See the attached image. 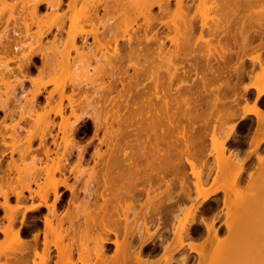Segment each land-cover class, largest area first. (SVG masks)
Here are the masks:
<instances>
[{
	"label": "bare ground",
	"instance_id": "bare-ground-1",
	"mask_svg": "<svg viewBox=\"0 0 264 264\" xmlns=\"http://www.w3.org/2000/svg\"><path fill=\"white\" fill-rule=\"evenodd\" d=\"M7 1L8 0H0V2H2V3L6 2V4L9 7L4 5V4H3V6H6L9 9L11 8V10L13 8H15L14 4L16 2L13 1L14 3L12 2L13 3L12 4V3H9L10 1H8V2ZM19 1H20V4L22 5V7L18 4L17 10L18 11H21L22 9L25 10L27 15L32 20V21L31 20L30 21L32 23H34V25L37 26V28H36V26H35V28L38 30L36 31V29H33V27H34L33 26L32 27L33 30L30 31L29 28H30L31 23L29 22V20H27V16L24 14V11L15 12L17 17L21 15V14L17 15V13H23L24 14V15L22 14L18 18L19 20H21L20 18L23 19V22H21L22 20L20 21L22 26L19 25V22H18V24L16 23L14 25V27L9 31L12 34L11 37L9 36V32H8L9 28L4 27V30L2 28L3 31H0V33L2 32L0 34V51L2 52L3 50H5V53L8 52L7 50H10L9 53L18 52V54L20 55V58L23 57V58H21L22 62L24 61L23 65L28 66V67L32 66L36 70V73H34L33 76H30V77L27 76V78L35 86V87L33 86L34 89L32 88L33 91H31V93H33L31 95L33 97L36 96L37 94L41 93V91H42L41 87H43L45 89V86L47 84H50V85L53 84V87L47 91L48 92V95H46L47 99H44L47 102L43 101V103H45V104L47 103V108L49 106L48 109H46V107L44 108V104L42 105V104L38 103L39 109L37 108V110H39V111H36L35 110L36 106L34 107V100H32L31 105H33L32 107L34 108L35 111L33 109H31V111L33 110L34 113H37V115L33 119H31V115L28 116L27 114H30L33 112H29V109H28V111L26 110L27 114L25 112H23V114L28 116V118L30 119V120L28 119L29 122H27L25 117H23L24 115L19 112L21 114V116H20L21 120L22 119H23V121L26 120V123H28V127L30 126V122L33 121V128L31 131H28L27 127H25V126H27V125H25L26 123L24 124L25 125L24 127L21 126L22 124L21 125L19 124L22 127V129L26 128L27 129L26 132H28L25 139H23L24 137H22V139L25 141L24 143H26V145L23 144L25 146L23 148H20L19 146L16 145L17 143H15L18 140L21 141L22 139L20 140L19 138H17V140L13 143V141L15 140L14 136H15V134H17V131L20 130V128L17 129V131L16 130L12 131V134L14 132L15 133L13 135L10 134L11 135L10 141H12V142H10L11 148L9 149L10 150L9 153L11 152L13 154L14 151H17L18 152L17 155L19 154L18 155L19 157L18 156L17 157L20 158V160H23V158L30 151L31 143L34 140H36V139L39 140V144L41 145V148H42V145H46L47 135H51V133L53 132V131L51 132V127L53 125H56L54 123L55 121L51 120L52 118H50V113L52 112L51 115L54 116V114H57L58 117L60 116V122L57 124H58V130H59L58 132H61L62 135H61V139L57 138L60 141H57L55 138H54L55 140L49 139L52 142V145H54V148L53 149L52 148H45V150L43 152V154L45 156L44 155L43 156L46 157V160H47L49 152L51 150H57L58 151L59 145H58L57 149H55V145L59 144L58 142H62L61 144H63L62 145L63 147L68 146V148H70L71 146H73V147L76 146L74 148L77 149V146H78L79 152L77 154H79V157H78V155H76V157H78L76 159H77L78 163H82L81 157H82V151L83 150L80 151V149H82L81 148L82 146L81 147L79 146V141L76 138V135L78 133L79 128L82 127L85 124V122L89 120V121H91V124H92L93 137H95L97 139L98 146H101V145L107 146L106 147L107 150H105V151L104 150L100 151L99 149L94 148L95 151L93 150L92 153H94L95 157H98V158L101 157L102 158L107 153V155H106L107 160H105L106 156L104 157L105 159L102 158V160L104 159L103 163H102V160H99L98 158H96V159L94 158L96 161L92 158L93 161H95L96 167L90 166L89 167L90 171L87 172L88 173L87 177H89V175H90L89 182H90V180L91 181L94 180L97 187H99V186L102 187V188H100V190L96 189V190H98V193L95 190L94 186H92V188H90L91 185L94 183H92V184L89 183L91 185H90V187L88 186L89 188L87 187L89 189L88 191H90V189H93L96 191L95 193H97L98 196L99 195L103 196L102 204L99 202L100 205L97 207V209H99V208H100L99 210L103 209L104 212L107 210L106 206H107L108 200H107V198L104 197V194L106 192H108L110 194L109 202L115 203L114 207H112V209L114 211H117L118 209L122 208L121 206H120L121 208L120 207L117 208L116 205H120V202L123 201L122 202L123 205L126 204V206L124 207L125 212L127 213L128 211H131L132 214H134V212H136V206H138V205H136V202L139 201L136 199V196L134 197V193L138 192L137 194H139L138 186L140 184H142V187H146V190L144 188V190H145L144 192H146L145 194L147 196H145L146 198H143V200L145 199L144 202L142 201V198L140 200V201H142L140 203V205L142 204V206L144 207V211L143 210L140 211L141 214L143 213L141 215V218L144 220V221H142V222H144L143 223L144 225H142V227H140V228H143V229L145 228V231L147 233L145 236V240L147 242L152 237V233L150 231H148V229H149L148 223L149 222L152 223L151 220L154 221V218L156 216L158 217L164 212L165 213L168 212V214H172L173 213L172 210L175 209V206L177 205L179 207L178 203L180 204V202L177 203V201H180V200H176L177 193L180 190H182L180 192H183V190H184V195L182 198H186L188 200H191V202L190 203L188 202V204H190V205L187 207L184 206L185 210H183L184 209L183 208L181 211L183 213L182 215H184V217H182L180 215H179L180 217L178 216L181 223L178 220L177 222H178V224L179 223L180 224L176 226L177 228L174 227L172 229L175 233V234L173 233V235L176 238L175 239V241L177 242L176 245H174L173 247H172V245H170V247H167V245H165L166 248L169 249V251L167 250L168 253H166V251H164L162 249L163 253L165 252V254H167L166 255L167 260H169L168 257L172 258V256H170V255L173 254V252H171V251L179 248L180 246L182 247L184 244H186L187 241H189L187 243L189 248H191L192 250H195V252L198 253L197 255H199V257L203 256L202 258H204V256H206V255H204L206 252L205 251L206 249H204V248H207V246L212 245L213 243L211 244V242L214 241V245L210 246V247H212L211 250H210V247H209V249L207 248L210 251H208V253H206L208 255V257L205 258L204 264H224V261H225L224 258L226 256L229 257L230 254L228 256V254L226 255L225 252H223V251L224 250L227 251L228 249H230V247H226V245L228 244V246H229V244L231 243V240L234 239V237H237L236 233H239L241 231L240 234H242V235L238 234L239 235L237 238L238 242L235 239L236 244L237 243L239 244L240 241H242V240H244V241L246 240L247 242L248 241L250 242L251 240H253L252 238H250L251 240H249L248 238L253 236V233H255L254 230L256 228L258 229V227H260V230L264 228V226H262L264 224L263 223L264 219H262V217L264 216L263 215L264 209L262 212H261V210H259V212H261V213L258 214V212H256V210L253 209L255 204H256V206L258 205L256 203L258 201L257 198L255 199L254 197L252 198L250 196H248V198H245V196H244L245 193L243 195L244 197L242 196L243 198L240 196V199H237V197L239 198V196H238L240 193L239 191L243 190L242 189L243 187H242V184H240V185H239V183L237 184V182L239 180L237 181L236 179H238V177L245 170V166H246V165H244L245 157L240 158L242 156H239V154L237 153L238 151L236 152V151L231 150L227 147L226 142L229 139L230 135H232V133L234 132V125L236 123H232L227 128H225V124H226V120L229 119L230 117H233V118L235 117L237 119V121H239V120H242L243 118H246L247 114L255 115L256 119L259 118L258 119L259 121L261 119H264V109L261 108L257 104V100L260 97L264 96V85L262 84L264 81V60L263 61L261 60L262 59L260 57L261 53H257L255 51L256 55L250 56L251 54H249V56H247V57L248 58L250 57V60L252 59V62L254 61V63H256V61H257L258 62L257 64H259V66H258L259 69L256 70V72H254V70H253V74H248L250 72V70L246 72V70L244 69V67H245V66H243L244 59H242V55H241L247 47L250 50V47L248 46L250 44L249 43L250 42V33H253L252 35L259 36L258 40H260V41H262V39L264 38V26H263V22H264V0H67V1L65 0L66 2H64V0H23L24 3L21 2V0H18V2ZM43 4H45V6L50 8L48 12H46L44 10L45 13L44 12L43 13H44L45 18H41V19H44V21L49 20V22H47V23H46V21L44 22L43 20H41L40 16L38 17V14H39L38 9ZM63 4L66 6L65 8H62ZM6 7H3V8H6ZM19 7L21 9H19ZM8 8L6 10H8ZM100 9H102L101 11H103L102 15H99ZM15 10H16V8H15ZM58 10H60L61 12H59ZM190 10H191V12H190ZM39 12H41V11H39ZM1 16H2V14L0 15V17ZM13 16H12L13 21H14V19L18 20L17 17L14 16V18H13ZM24 19H26V20L24 21ZM197 21H198V23H197ZM124 22H126V24ZM44 25H46V26H44ZM87 25L89 26V27H87L89 29L86 28ZM121 25H124L123 29H121V27H120ZM53 26L55 27V32H53L51 35V36H53V38L51 36H50L51 39L49 37L48 38L52 41V43H51V41H49V43L54 44V47H52V49H51L48 45H46L48 42L47 43L45 42V45L48 47V49H46L44 43L41 44L43 42L42 39L45 36L46 40H49V39H47L46 35L48 33H51L50 31L53 29ZM21 27H22V29H21ZM42 27L43 28L45 27V28L42 29ZM197 27H199V30H197L198 33L197 32L195 33V30L197 29ZM29 31L35 32V33L32 32V35H31L33 38V41L31 39L26 38L30 43L24 40L25 37H27L28 35L30 36ZM194 33L197 34V36H195ZM62 34H64V35L62 36ZM230 35H232V36L235 35L234 38L237 35L240 37V38L238 37V40L240 39L239 40L240 44L237 43V45H240L239 47H241L242 53H240L241 56H239V58H241V59H240V61H237L239 63L237 65H235V64L229 65L230 63H229V60L227 58L228 57L227 51L225 48H223L224 42H225L224 45H226L225 47H227L229 45L228 44L229 42L227 40H229L231 38V41L230 40L229 41L230 42L233 41L232 39H234V38H232V36H230ZM12 36H14V38ZM228 36L230 37L229 39H228ZM15 37L20 38L21 40L23 39L24 44L22 45L23 42H20L21 41L20 39H19L20 41L16 40ZM89 37L92 38V39H90L91 41L89 40ZM29 38H31V37H29ZM223 38H226V41H224ZM260 38H262V39H260ZM119 40H122V41L120 42ZM213 40L215 42H213ZM222 40L224 42H222ZM16 41H19L18 43H20L22 46L25 45V47L27 45H29V46H27V48H25L27 50H22V49H24V47L20 46V44L18 45L16 43ZM54 41L55 42L57 41L59 43V46H61V47H57L58 43L55 44ZM167 41L169 42L168 44L172 45L173 49L170 50L166 46ZM260 41H258V42L256 41L255 43L258 44ZM235 42H236V40L234 41V43ZM111 43H113L112 44L113 46H111ZM251 43H252V41H251ZM263 43H261V44H263ZM257 44H256V46H257ZM38 46H39V50H40V46H41V50L39 51L41 53L39 55L40 56V64L37 65L34 62V57L36 56V53L38 52L37 51ZM110 46L112 47V50H109V49H111ZM42 47H45V48L43 49ZM251 47H253V46H251ZM255 47H254V50H255ZM42 49H43V51H42ZM234 49H236V48H234ZM108 50L110 52H108ZM227 50L229 51V48ZM239 50L237 53H239ZM251 50L253 51L252 48H251ZM22 51H24V52L28 51V53L25 52L26 54L25 53L23 54ZM48 51H49V53H48ZM98 51H101V52L99 53ZM72 52L74 54H72ZM5 53H3V55ZM9 53L8 54L6 53L8 55V57L10 55ZM21 53H22V55H21ZM234 53H236V52H234ZM237 53L235 54L236 57L238 56ZM243 54H246L245 51ZM15 55H17V53ZM235 55H234V57H235ZM247 55H248V53H247ZM11 56L8 59H10ZM2 57H6V55L2 56ZM155 57L157 60L155 59ZM244 57L245 56L243 55V58ZM6 58H4V59L6 60ZM20 58L17 57V58H13V59L17 60ZM230 59H232V57ZM237 59H238V57H237ZM10 60H12V58ZM21 60H17V62H21ZM162 60L166 61L165 65L168 64L169 67L171 66L170 67L171 69L168 66H167V68H169V69H167V70L164 69V70H166V75H167L166 77H168V79H169L168 80L169 82L167 85H161V84L159 85V83L162 82L160 80V78H162V77H160V75H162V74H160V72H159L160 70L158 71V68L155 67L156 65L159 67V63H161ZM227 60H228V62H227ZM6 61H8V60H6ZM6 61H4V62L6 63ZM91 61L95 62L94 68H92L94 64L92 65L90 63ZM154 61H156V64ZM148 62H149V64L152 63V65L147 64ZM252 62L250 61V63H252ZM0 64H1V62H0ZM90 64L92 65V67ZM16 65L17 66L20 65L22 67L21 64H16ZM252 65H255V64H251V66ZM2 66H3V64H2ZM17 66H16V69L19 71L18 72L19 74L14 72L15 70L12 68L10 70V68H8L9 66L7 67V64H6L5 68L3 66L4 69L0 68V70H5L7 68L6 69L7 72L6 71L5 72L10 73V74L14 70L13 76L15 77L16 74H18V76L15 77L16 83H17V79L20 76L23 77L22 79L26 78L27 74L25 72H27V70H28V69H26V71H25V69L23 70V67L20 68ZM130 66L133 69L132 74L130 72H128V68H131ZM147 67H149V68H147ZM8 69L10 70V72H8L9 71ZM70 69L72 71H70ZM67 70H69L70 73L71 72H73V73L74 72L75 73L81 72V73L80 74L76 73V74H72V75L69 73L71 76L69 75L70 77L66 81L64 80V82H60L58 77H57L59 75L58 73L63 72V74H64L65 71H67ZM89 70L91 71L90 74H89V72H90ZM84 72H87L90 76H88V75L86 76L87 73H84ZM10 74H5V77L8 76V78H9ZM233 74H235L237 77H240V78L244 77L245 75L246 76L248 75V77H250L249 81L251 80L249 82L250 84H248V83L244 84L245 83L244 82L243 83L244 85L242 84V87L239 88L237 86V84L241 82V81H239V79H237L235 81L232 80L233 83L230 81L231 76ZM55 75H57V76H55ZM81 75L84 76L83 79H82L83 76H81ZM0 76L2 77V78L0 77V79H4L3 78L4 73L3 74L1 73ZM44 76L45 77L48 76L47 77L48 79H44L43 78ZM77 76H79V78H77ZM15 78H14V80L12 79L14 82H15ZM20 78L18 79V82L23 81ZM148 78H149V80H151L149 82H151L152 85L146 87L145 85H143V82H145ZM6 80H7V78L5 79V81ZM44 80H46V81H44ZM215 80H219V81L221 80V81L219 82V81H215ZM252 80H253V82H252ZM237 81H239V82H237ZM174 82H175V84L173 85ZM213 82H214V84H216V86H214V87H213L214 84L212 85ZM235 82H237V83H235ZM9 83H10V81H9ZM20 84H22V82ZM10 86H11V84H10ZM66 86H69L70 89L69 90L66 89V92H65ZM249 87L253 88L256 91V93H254V94H256L255 99L253 102H251V104L249 103L248 97L246 96V91L249 89ZM67 90L69 91V93L67 92ZM45 91H46V89H45ZM0 92L2 94L3 91H0ZM54 93H56V94H54ZM57 93H58V95H57ZM53 94L57 95L56 97H58V101L56 100L57 98H53ZM74 95H76L78 97L75 98ZM73 96H74V98H73ZM0 97H1V95H0ZM33 97H32V99H33ZM44 97H45V95H44ZM64 98H66V103L63 102ZM51 101H56V102L55 103L53 102L54 103L53 104V103H50ZM40 106H42L43 108ZM67 107L69 108L67 110L68 111L70 110V112H68L69 114L66 113ZM0 109L2 111L4 109V105L0 104ZM19 109H20V107H19ZM76 109H78L79 111L81 110V111L77 113L78 110L76 111ZM19 113H17V114L20 115ZM34 115H32V117ZM71 116L74 118L73 121H70ZM40 117H41V119H40ZM39 119L41 121L43 120L42 121V122H44L43 125H45V121H46L47 125H46V128L45 127L44 128L47 131L44 129L43 130L44 133L42 131H40V133L37 134L36 132L38 130L36 131V128L39 126V124H38L40 121ZM19 120H18V122H19ZM211 120L216 122V123L212 124L211 132L209 133L207 130L210 127L209 123H212V122H210ZM18 122H16V123H18ZM42 122H41V126H42ZM31 124H32V122H31ZM261 124H263V123H261ZM13 125L17 126L18 124H16V125L12 124V126ZM5 127L6 126H4V128ZM52 128H54V127H52ZM100 131L102 132V134L100 136H98V133ZM41 132H42V134H41ZM207 132L209 133L208 135H209V138L211 140V144H209V145L212 147H210V148L214 149L213 151L215 152L214 154L213 153L212 154L216 158V163L218 164L217 167L219 168L218 171L219 170L221 171L220 172L222 175L221 178L222 179L225 178L223 181L227 183L228 178L226 176H228V174L230 173L229 174L230 178H233L234 182H235L234 184H232L234 186L231 185L232 186L231 190L234 187H236V189H234L235 190L234 192H236V194L234 193V195H233V193H232L233 191H230V193H232V195L229 192H228L229 193L228 196H225L226 194L225 195L223 194L225 197L222 198V205L225 207L224 210H226V211H223L222 209H220L224 213L226 212L225 221L223 223L225 225V229L228 230V234L231 233L229 235L230 238L232 236L231 240L228 239V235H226L227 239H225L224 237L223 238L220 237L222 239L221 240L217 236L218 235L217 234L218 233L217 228H214L213 225H210V224H212L213 221L209 224L208 223L209 219L208 218L204 219L205 217L201 216L199 221H200V223L202 222L205 224L207 234L204 235V239H202V242L199 241L198 242L199 245H197L195 243V241H193L194 239L188 240L189 238H192L190 236L191 235L190 234L191 226L197 221L195 211L201 210L200 207L204 203L211 200V197H212L211 195H213L216 191L221 190V191H223V193L227 192V189L224 187L226 185H224V184L222 185L221 182H220V185H217L218 184L217 182L222 180L221 178H220L221 180L218 178L219 181L216 179L214 180V182L217 183V184H215V183L211 184V186L213 185L214 187L212 186V187L207 188V186L204 187L202 185L203 181L201 180L202 179L201 165L200 166L197 165V162H196L199 159L197 157V155H198V152L200 150L198 151V149L196 150L197 147L195 149L193 147L198 146V145L201 146L203 138L207 135ZM25 133H24V135H25ZM53 134L54 133H52V135ZM0 135H1V137L4 136V134H0ZM12 137L14 139H11ZM4 138L5 137H3V140H4ZM7 139H9V138H7ZM263 139H264V137H263ZM3 140L0 139L1 144H2ZM53 141H55V142H53ZM4 143L5 142H3V144H2L3 146L6 145V143L5 144ZM49 143L50 142H48V144ZM61 144H60V146H61ZM7 145H9V144H7ZM93 145H95V144H93ZM163 145H164V147H166V149L167 148L168 149L164 150V151L160 150V149H162L161 147ZM46 147H48V146H46ZM256 147H257V145H256ZM1 148L2 147H0V149ZM125 148H129V150H127ZM170 148L171 149L175 148V150H177V152L175 150H174L175 152L174 151L171 152ZM201 148H203V147H201ZM205 148H206V145H205ZM205 148H203V149H205ZM60 149L63 150V152L61 150V153H60V150L58 151L60 153V157H58V155L57 156L54 155L56 158L54 160L52 158L53 156L49 155V158L52 160V161L50 160L51 163L48 164L49 163L48 162L49 160H48V161H46V163L47 162L48 163L45 166L44 165H43V167L41 166L42 167L41 170H44V173H45V181L43 182V184H39L38 180L36 181L37 178H35L38 176H42L41 173H40L41 175H39V172H41V171L38 170L39 171L38 172L37 168L34 167V165H36V163H34V162L36 160L40 161L38 158H36L35 155L32 156L31 161H30L31 157H30V159L28 157L29 163H32V164L34 163V165L32 166L33 168H31L30 164H29L30 167H26V166H28V164H26L25 167H21V165H19V160L17 162L13 158L11 159V162H10V160L8 161L11 164L6 165V167L8 168L7 170H9V172H10V171H12L11 169L14 168L13 171H14V173L16 172L15 175L12 172L13 173L12 177L7 176V178L9 177L11 179V182L16 181L14 185L7 183V181H6L7 179L4 178V176L6 177L5 173L7 171L4 170V168H6V167H4L5 165L3 166L4 168L2 169V172H4V175H3V173H2V175L0 174V196L3 197V201L2 202L0 201V207L4 210L3 211L4 215L7 217V218L5 217V219L8 221V222H6L5 225L0 227V232L3 234V239L0 240V256L3 255L6 258V260H8V261L3 262V264H11L12 263L11 260H13L14 264H16V263L28 264L27 260L29 258L26 259V256L23 255V253H25L26 249L28 248L27 241H25L23 239L24 237L22 238V236H21V229L19 226L20 223H18L19 225L15 223L18 226H14V222L17 219V215H18L19 211L23 210V209L20 210V207L24 206V205L19 204V202H20L19 200L21 199V197L23 198L25 196V195L23 196V190H27L28 192L32 191L30 188L31 182L34 185H37L38 188L33 190L32 192L34 193V195L38 196V198H40L42 200V202H43L42 204L44 206H47V207L50 206L49 208L50 209L52 208L50 210V212L52 214L51 216H55V212H56L55 211L56 210L55 209V206H56L55 203L59 199L58 187L60 185H63V186L69 187L71 189V193H73V191H74V189H73L74 185H69L66 181L67 180L66 175H63L64 174L63 170L68 169V168H65L67 166L68 162L66 164H63L66 162V160H68V156L65 155L66 152L64 153V151H65L64 148L61 147ZM34 151L32 149L31 152L34 153ZM57 151H54V152L56 153ZM68 151H70V150H68ZM209 151H210V149H209ZM35 152L37 153V151H35ZM51 152H53V151H51ZM104 152H106V153L103 155ZM208 152L206 151L207 154H209ZM3 153L5 154V151H1L0 155H2ZM38 154L39 153H37V156H38ZM172 154H174V155H172ZM175 154H176V156H175ZM247 154L245 155L246 157H247ZM258 154L260 155V153H258ZM10 156H11V154H10ZM256 156H257V154H256ZM2 157H3V155H2ZM92 157H94V156H92ZM255 158H257V160H256L257 165L260 166L263 163L264 159H262L258 156ZM78 160H80V161H78ZM97 160H99V161H97ZM199 160H198V164H199ZM201 160L204 161L203 158ZM6 162H7V159H6ZM43 162H45V160H43L42 163ZM61 162H63V163H61ZM98 162H101V163H98ZM25 163L26 162H24L23 164H25ZM38 163L40 164V162H38ZM185 163L189 166L190 172L194 176V181L196 179L195 183L193 184V187L195 186L194 189L197 192V194L195 196H192V194L190 195V191L193 189H190L187 186H185L186 184L184 183V180H183L185 177V174L181 171L180 166L181 165L183 166ZM21 164H22V162H21ZM64 165H66V166H64ZM249 165L251 166V165H253V163H251ZM257 165L255 164L253 166L256 167ZM79 166L80 165L78 164V167ZM253 166H251L250 169L249 168L248 169L251 170V168ZM82 167H84V166H82ZM82 167L80 166L81 169H77V174H79V176H81V174H83L85 171ZM208 168L210 170L213 167L210 168L208 166ZM258 168H260V167H258ZM73 169L74 168H72V167L70 168V170H73ZM253 170H254V168H253ZM9 172H8V174H9ZM56 172H59L62 175V177H60V175L56 176ZM168 172L172 173L171 174L172 176H170L171 178L173 177V178L178 179L177 182L179 181L178 183H180V190L178 191V189H179L178 188L179 185H178L177 186L178 192L176 191L177 193L170 189L171 186H170L169 182L171 181V183H172L173 181H172V179L170 180L169 175L167 177L168 178L167 181H169V182H167V185H166L165 174ZM246 172H247V170H246ZM251 172H253V171H251ZM251 172L250 171L248 172V179L250 181L252 179H251V177L249 178V174H250V176L253 175V174H251ZM35 173H37V175ZM261 173L262 172H260V174ZM26 175L30 176V178L25 177ZM34 175H35V177H34ZM256 175H257V173H256ZM14 176H16V180H15ZM63 176H65V177H63ZM214 177H216V176H214ZM12 178H13V180H12ZM23 178H25V179H23ZM230 178H229V183H231ZM2 179L3 180L5 179L4 182L2 181ZM153 179H160L159 180L160 182H158V181L157 182L161 185H166L165 187L167 189H165V187H164V189H163V187H160L163 189V190L158 189L161 192H158L156 189H155L156 190L155 191L154 188L152 187L153 185L151 186V181ZM162 179H163V181H162ZM203 180H204V177H203ZM250 181L247 180V184ZM210 182H211V180L209 181V183ZM172 184H174V183H172ZM252 184L250 182V185H252ZM254 184H255V182H254ZM16 185H18V186H16ZM147 185H148V187H147ZM84 186H85V184H84ZM184 186H185V188H184ZM35 188H36V186H35ZM181 188H183V189H181ZM152 190H154V191H152ZM150 191H152V192H150ZM172 191L174 192V194L176 193V196L171 195L173 193ZM85 192H86V194L85 193L84 194L88 196L87 191H85ZM91 192L92 191L89 192V195L91 194ZM243 192H245V190ZM49 193H53V196H54L53 202H51L50 205L47 203V198H48ZM10 194H15V197H17L16 203L11 204L9 202ZM92 194H94V191L92 192ZM242 194L243 193L241 192V195ZM223 195H222V197H223ZM95 196H96V198H94V199L97 200V195H95ZM138 196L140 197V195H138ZM30 197H31V195H30ZM126 197H130L131 200H129V198H128L127 202H125ZM86 200H87V198H85L84 201H86ZM88 200H89V198H88ZM92 200L93 199H91V201ZM134 200H135V202H134ZM78 201L79 200H77L76 202L79 203ZM80 201H82V200L80 199ZM194 201L195 202L197 201L196 202L197 204H195ZM260 201L261 200H259L258 203ZM90 202H89V204H90ZM181 202H183V201H181ZM218 202L219 201L216 200V204H218ZM84 203H86V202H84ZM91 203H93V202H91ZM261 203H263V202L261 201L258 206H260ZM70 205H71V203H70ZM82 205H85V204H82ZM182 206H181V208H182ZM37 207H38V204H32L31 203L30 206L29 205L25 206L24 210H34V209H37ZM77 207H79V206H77ZM82 207H80V209ZM88 208L89 207H86V209H83L84 210L83 212H87L86 214L90 213L89 211L91 209H89V211H86ZM219 208H221V207H219ZM80 209H78V211L81 212L82 209L81 210ZM93 209H96V207L94 206ZM139 209H143V208H139ZM228 210H230V211H228ZM176 211H178V210H176ZM50 212H49V214H50ZM99 212H98V214H99ZM20 213H22V212H20ZM126 213H124V216L122 217L125 219L124 222L126 221V223H125L126 225H128L129 223L131 224V222L134 221V219H136V217H138L137 212H136L134 214V216H132L133 220L129 222L127 217L130 215V213H129V215ZM165 213H164V215H166V217H168V215ZM216 214H214V215H216ZM257 214L259 215V218H261L260 220H258V216H255ZM57 215L58 214H56V216ZM79 215H80V213H79ZM90 215L91 214H89L87 216L90 217ZM99 215H102V213ZM173 215L175 216L176 214L169 215V216H172V220H173ZM212 215H213V213H211L210 216L212 217ZM221 215H223V214H221ZM261 215H263V216H261ZM80 216L84 217V214L80 215ZM210 216H209V218H210ZM89 217H87L88 218L87 220H86V216L84 217L85 221L87 223H89L88 220H91V217L90 218ZM102 217H104V216H101V218ZM176 217H177V215H176ZM57 218H56V220H57ZM84 218H83V220H84ZM93 218H94V216H93ZM101 218H100L99 222L100 221L104 222V220L103 219L101 220ZM23 219H24V213L22 214L20 222H22ZM118 219H119L118 217L115 219V223H117L116 221H118ZM158 219H160V217ZM252 219L254 220V223H256V222L258 224L260 223L259 224L260 226L257 223L256 224L258 226L256 224H254L253 221H251ZM51 220L48 218H45V221H44V223H45L44 225L49 228V229L47 228L48 231H51L54 227H56L55 226L56 224L55 225L53 223L51 224ZM261 220H263V222ZM18 221H19V218H18ZM55 221H53V222L59 223V221H56V222ZM119 221H120V219H119ZM175 222H176V220H175ZM252 223H253V226H252ZM59 224L61 225V223H59ZM59 224H57V225H59ZM90 224L92 225L91 222H90ZM125 224H124V226H125ZM91 225H89V227ZM104 225H105V223H103V226ZM138 225H139V223L137 224V226ZM255 225H256V227H255ZM83 226L85 227L88 225L85 224ZM131 226H132V224H131ZM131 226H130V229L128 226V229H129L128 231L130 232L132 230V232H134L133 228H137V226L136 227L134 226L133 228H131ZM174 226H175V224H174ZM246 226L251 227L250 231H253L252 234H250L251 236L248 235L249 234L248 233L249 228L248 227L246 228ZM261 227H263V228H261ZM175 228H176V231L174 230ZM252 228L253 229L255 228V229L252 230ZM238 229L240 231H238ZM82 230H85L84 232L87 233V231H86L87 228L82 229ZM154 230H156V229H154ZM48 231L45 230V232H47V233H48ZM245 231H247V232H245ZM258 231L259 230H257L255 233L256 236L258 234L257 233ZM58 232H60V231L49 232V234L55 233V235L52 234V236L54 235V237L52 239L53 241H59V239L57 238ZM132 232H130V234H133ZM82 233H83V231H82ZM243 233L244 234L248 233V234L243 235ZM259 233H260V231H259ZM261 233H264V232L261 231ZM260 234H258V235H260ZM82 235H84V234H82ZM82 235H81V238L84 237V236L82 237ZM61 236L62 235L60 234V237ZM87 236L85 238H87V241H88L89 237H87ZM96 236H97L96 237L97 242L94 243L95 245L93 246V248L95 250V246L97 243L98 244L96 246V251H97V249L100 250V248H101L100 246L103 245L101 243L105 240V238L102 237L101 234H98ZM240 236L241 237L243 236V238H239ZM247 236H248V238H247ZM44 237L46 238V233L44 234ZM185 237H187V238L189 237V238L188 239L186 238V240H185ZM259 237H260V239H258V240L260 242L262 238H261V236H259ZM54 238H56V240ZM84 241H83V243H84ZM244 241H242L239 245H237L238 248H235V249H238L237 252L241 249L238 253H240L242 251L244 252V253L243 252L240 253L239 256L237 255L238 259L240 256H242V257H240L239 260L238 259H236V260H237V262H239L238 264H240L241 262L245 263L246 261H249L248 262L249 264H252L253 262L255 263L256 259L254 260L255 257L253 255H256V252H257L256 249L260 248V247H258L259 244L256 245L257 248L254 247V249H251V250L256 251V252H254V251H251L249 249L251 247L253 241L250 242L251 245L249 244V242L245 243ZM44 242L46 243V244L43 243V244H45V247H46L44 253H42V251H41V254L38 253L37 251L33 252L36 256L40 257V258L35 257V258L40 259V261H38V262L34 261L33 264H45V262L47 260L46 255H49V254H47L49 251H48V248L46 246L47 241H44ZM59 242H61V241H59ZM262 242L264 243V241H261V244H262ZM207 243H209L210 245ZM244 243L246 246L244 245ZM53 244H55L54 246H57L56 244H58V242H53ZM171 244H172V242H171ZM236 244H234L233 246L237 247ZM80 245H81V243H80ZM115 245L117 246L116 247L117 253L121 251L120 252L121 255H123L124 251L130 252V250L127 249L128 245L125 248L127 250L124 249L125 243L123 245V248H122V246L120 247V245H122V244H119L118 241L116 242ZM248 245H250L248 248L249 251H244V250H247ZM262 245H264V244H262ZM63 246H65V244ZM67 246H68V244L66 245V248H67ZM204 246H206V247H204ZM57 247H55V248L57 249ZM240 247H242V248H240ZM58 248L64 249L65 247L60 246ZM84 248L88 249L85 246H84ZM93 248H92V250H93ZM119 248H122V250L124 249L123 253H122L121 249H120V251H118ZM222 248L224 250H222ZM252 248H253V246H252ZM43 249H44V247H43ZM61 249H59V250H61ZM63 249L61 250V253H59V250L57 253L62 255V252H64L66 250V249H64V251H63ZM70 249H71V247L69 249L67 248V253L66 252L64 253L66 261L69 260L68 255L70 256V254H68V253H70V251H69ZM130 249H131V251H133L132 248H130ZM260 249H263V248L261 247ZM260 249L258 252L261 253V255H263L264 251H261ZM34 250H36V249H34ZM99 250L97 252L100 254ZM101 250H102V248H101ZM79 251H80V248H79ZM85 251H87V254H88L89 249L85 250ZM250 251L254 254L252 255V253ZM84 252H82V253H84ZM246 252H248V253H246ZM262 252H263V254H262ZM94 253H95V251H94ZM169 253H171V254H169ZM226 253H229V252L227 251ZM259 253H257V255L260 257ZM120 254H119V257H123ZM135 255H136V253H135ZM231 255L234 256L233 258H236V253H234V255L233 254H231ZM64 256H63V259L65 260ZM85 256L86 255H84V257L83 256L82 257L85 258ZM132 256L135 258H140V256L139 257L134 256V254ZM182 256L183 255H181V257ZM251 256H252V258H251ZM97 257H98V255H97ZM241 258L244 262L241 261ZM243 258H246V260ZM61 259H62V257H61ZM183 259L186 260V257ZM183 259H182V262H183ZM206 259H207V261H206ZM248 259H250L252 263ZM261 259H263V260L260 262H263L264 257H262ZM9 260L11 261V263ZM167 260L165 262H167ZM200 260H202V259L200 258ZM197 263L202 264V262L201 263L197 262ZM0 264H2V263H0ZM194 264H196V262Z\"/></svg>",
	"mask_w": 264,
	"mask_h": 264
},
{
	"label": "rangeland",
	"instance_id": "rangeland-1",
	"mask_svg": "<svg viewBox=\"0 0 264 264\" xmlns=\"http://www.w3.org/2000/svg\"><path fill=\"white\" fill-rule=\"evenodd\" d=\"M8 1H10L9 3H12L13 1L14 2H16L14 5V7L16 8V10H15V8H13L12 10H11V8L9 9L8 7V5L6 4V2L5 3H2V2H0V15L2 14V16L0 17V31H3L4 30V27H6V28H9V30H8V32L14 27V25L17 23L18 24V22H19V25H21L22 26V24H21V22H23V19L22 18H20L21 20H19L18 18L23 14V13H17V15L18 14H21L20 16H16V13L15 12H17L18 10H17V5L19 4L21 7H22V5L20 4V1L18 2V0H8ZM7 1V2H8ZM67 1V0H66ZM65 0H64V2H66ZM13 2V3H14ZM21 2H23V0H21ZM2 3V4H1ZM12 3V4H13ZM24 3V2H23ZM22 3V4H23ZM3 4L4 5H6V6H8V7H6V6H3ZM24 5V4H23ZM3 7H6V8H3ZM46 7V8H45ZM66 6L63 4V6H62V8H65ZM8 8V10H6ZM25 8V7H24ZM2 9V10H1ZM19 9H21L20 7H19ZM47 9V10H46ZM49 9L50 8H48L47 6H45V4H43V5H41L40 7H39V9H38V17L40 16V19L41 18H45V16H44V13H45V11L46 12H48L49 11ZM15 10V11H14ZM45 10V11H44ZM62 10V9H61ZM102 9H100L99 10V15H102V13H103V11H101ZM22 11H24V14L27 16V20H29V22L31 23V25H30V31L31 30H33V29H36L37 28V26L36 25H34V23H32L31 21V19H30V17L27 15V13L25 12V10H21V11H18V12H22ZM39 11H41V12H39ZM59 12H61L60 10H58ZM10 12V13H9ZM44 12V13H43ZM101 12V13H100ZM190 12H191V10H190ZM6 13V14H5ZM12 14V15H11ZM23 14V15H24ZM15 16V17H17V19L18 20H15L14 19V21H13V19H12V16ZM4 16V17H3ZM14 16H13V18H14ZM25 17V16H24ZM23 17V18H24ZM2 18V19H1ZM48 19V18H47ZM2 20V21H1ZM26 19H24V21H25ZM31 20V21H30ZM34 20V19H33ZM41 20H43L44 21V19H41ZM13 21V22H12ZM16 21V22H15ZM21 21V22H20ZM46 21V20H45ZM44 21V22H45ZM28 22V21H27ZM47 22H49V20H47L46 21V23ZM42 23V22H41ZM125 24H126V22H124ZM197 23H198V21H197ZM43 25V24H42ZM34 26V27H33ZM35 26H36V28H35ZM41 26V25H40ZM44 26H46V25H44ZM263 26H264V22H263ZM32 27H33V29H32ZM87 27H89L88 25L86 26V28ZM121 27V29H123L124 28V25H121L120 26ZM2 28H3V30H2ZM45 28V27H44ZM43 27H42V29H44ZM233 28V27H232ZM231 28V29H232ZM238 28V27H237ZM236 28V29H237ZM17 29V28H16ZM19 29V28H18ZM21 29H22V27H21ZM54 29V30H53ZM53 29L50 31L51 33H48L47 35H46V37H47V39H51V37L53 38V36H51L52 35V33L53 32H55V27L53 26ZM87 29H89V28H87ZM120 29V30H121ZM38 29H36V31H37ZM197 30H199V27H197V29L195 30V33L197 32L198 33V31ZM234 30V29H233ZM29 31V32H30ZM33 32V31H32ZM32 32H30V36L28 35L27 37H25V41H27V42H29L27 39H31L32 41H33V38H32ZM2 33V32H1ZM0 33V34H1ZM33 33H35V32H33ZM194 33V35L195 36H197V34H195ZM253 33H250V44L248 45L249 47H250V50H249V48L247 47L244 51H245V53L246 54H243L244 53V51H243V53H242V51H241V47H238L239 49V55L237 56L238 57V59H237V57H233L232 56V54H231V49H233V47H230L231 45H233V43H228L229 45L227 46V47H225L226 45H223L224 47L223 48H225L226 49V51H227V55H228V60H229V65H231V64H235V65H237V64H239L237 61H240V59L241 58H239V56H241L242 55V59H244V63H243V66H245L244 67V69L246 70V72L247 71H249L250 70V72L248 73V74H253V70H254V72H256V70H258L259 69V64H257L258 62L256 61V63H254V61L252 62V59L250 60V57L248 58L247 56H249V54H251L250 56H253V55H256V52L257 53H261L260 54V57L262 58L261 60L263 61L264 60V38L262 39V38H260V39H262V41H260V40H258V37L259 36H255V35H252ZM11 32H9V36L11 37ZM54 35V34H53ZM64 34H62V36H63ZM51 36V37H50ZM194 36V37H195ZM13 38H14V36H12ZM29 37H31V38H29ZM49 37V38H48ZM16 38V37H15ZM27 38V39H26ZM45 38V36L43 37V39H42V43L41 44H43L44 43V45H45V42L47 43H49V41H51L50 39L49 40H46V38ZM240 38V37H239ZM20 38H16V40H19ZM90 39H92V38H90L89 37V40ZM21 40V39H20ZM19 40V41H20ZM30 40V41H31ZM53 40V39H52ZM19 41H16V43L19 45L20 43H18ZM31 41V42H32ZM91 41V40H90ZM120 42L122 41V40H119ZM251 41H252V43H251ZM258 42V41H260L258 44L257 43H255V42ZM20 42H23V39L20 41ZM213 42H215L214 40H213ZM26 43V42H25ZM30 43V42H29ZM28 43V44H29ZM46 44V45H48L51 49H52V47H54V44H51L52 43V41H51V43H49V44ZM54 43L56 44V43H58L57 41L55 42L54 41ZM169 42L167 41V47L171 50V49H173L172 48V45L171 44H168ZM261 43H263V44H261ZM24 44V42L22 43V45ZM40 44V45H41ZM61 44V43H60ZM113 43H111V46H113L112 45ZM231 44V45H230ZM239 44H240V42H239ZM256 44H257V46H256ZM21 44H20V46H22ZM27 45V44H26ZM43 45V46H44ZM45 45V47H46V49H48V47ZM27 46H29V45H27ZM27 46L25 47V45L24 46H22V47H24V49H22V50H27V49H25V48H27ZM110 46V47H111ZM240 46V45H239ZM251 46H253V47H251ZM256 46V47H255ZM45 47H42L43 49L45 48ZM57 47H61V46H59V43H58V46ZM109 47V48H110ZM254 47H255V50H254ZM258 47V48H257ZM29 48V47H28ZM37 48V47H36ZM229 48V51L227 50ZM251 48L253 49V51L251 50ZM43 49H42V51H43ZM108 49V48H107ZM260 49V50H259ZM40 50H41V46H40ZM39 50V46H38V52L36 53V56L34 57V62H35V64H40V53L41 52H39L40 51ZM50 50V49H49ZM103 50V49H102ZM109 50H112V47H111V49H109ZM108 50V52H110ZM4 51V52H3ZM2 52L3 53H5V50H3ZM8 52H6L7 54L9 53V51L10 50H7ZM45 51V50H44ZM47 51V50H46ZM51 51V50H50ZM247 51V52H246ZM256 51V52H255ZM1 52V51H0ZM0 53L1 55V57H0V62H1V64H0V68L2 69L3 68V66H4V68H5V66H6V64H7V67L8 68H10V70H11V68L12 69H14L13 71L14 72H16V73H18L19 71L16 69V64H21L22 65V67H23V70L25 69V71H26V69H28L27 70V72H25L24 74L26 75V78H24V79H22L23 77L22 76H20L19 78L20 79H22L23 81H21L22 82V84H20L21 82H18V79H17V83H16V76H18V74H16V76L14 77L13 76V74H14V72L12 71L11 72V74L10 73H6L7 71H6V69L5 70H0V72L3 74L4 73V76H3V78L4 79H0V91H3L2 92V94H1V92H0V95H1V97H0V104L1 105H4V109H3V111H4V113H5V115L6 114H8V112H9V117H0L1 118V120H0V134H4V136H2L1 137V135H0V139L1 140H3V137H5L4 138V140H3V142H5L6 143V145H2L3 144V142H2V144L0 143V147H2L1 149H0V152L1 151H5V154L3 153L2 155H3V157H2V155H0V174L2 175V173H3V175H4V172H2V169L4 168V167H6V165H9V164H11L10 162H11V159L13 158V159H15L17 162H18V160H19V165H21V167H25V165L26 164H28V166H26V167H30L29 166V164L31 165V168H33L32 166L34 165V163H36V165H34V167H36L37 168V171L38 170H40L41 172H39V175H41L42 174V176H38V177H35V175H34V177L35 178H37L36 179V181L38 180V182H39V184H43V182L45 181V173H44V170H41V168L43 167V165L45 166L48 162V164H50L51 163V159L49 158V155H51V156H53L52 158L55 160L56 158H55V156L54 155H58V157H60V153H61V150L62 149H60L61 147L62 148H64V153H65V155L66 156H68V160H66V162H69L70 164H71V166H68V164H67V166L66 165H64V166H66L65 168H74L73 170H70V168H69V170L72 172V173H74V176H75V179L76 180H79V182L81 183V185H82V189H83V193H85L86 194V192L85 191H87V193H89L90 191H94L93 189H90V191H88L89 189V187H90V185L92 184V183H94L95 184V182H94V180H90V182H89V177H90V175H89V177H87L88 176V171H90L89 170V167L90 166H95V159L96 158H98V157H95V155H94V153H91V148H97V149H99L100 151H102V150H107L106 149V147L107 146H104V145H101V146H98V141H97V139L95 138V137H93V129H92V124H91V121H86L85 122V124L82 126V127H80L79 128V130H78V133H77V135H76V138L78 139V141H79V146L82 148V149H80V151H82V157H81V162L82 163H78L77 162V159L76 158H78L79 157V154H77L78 152H79V148H78V146H77V148L78 149H76V150H74L73 148L74 147H76V146H71L70 148L72 149H70V148H68V146H66V147H63L62 145L63 144H61L62 142H58L59 144H56L55 145V149H57L58 148V145H59V150H60V153L57 151V150H54V151H57L56 153L54 152H49V155H48V158H47V160H46V157H44L45 155L43 154V152H44V150H45V148H50V147H52V146H54V145H52V143H49L48 144V142H49V139H51V140H53L54 138L57 140V141H60V140H58L57 138H59V139H61V132H58L59 130H58V124L57 123H59L60 122V116L58 117V115L57 114H54V116L53 115H51L52 114V112L50 113V118H52L51 120H53V121H55L54 123L56 124V125H53L52 127H54V128H52L51 127V132L52 133H54L53 135H52V133H51V135H47V138H46V145H42V148H41V145L39 144V140L38 139H36V140H34L32 143H31V148L33 149V151L35 150V151H37V153H39L38 154V156H37V153L34 151V153L33 152H31L32 151V149L30 148V151L27 153V155L23 158V160H20V158H18L19 156V154L17 155V151H14V153L12 154L11 152L9 153V149L11 148V143L10 142H12V141H10V136L11 135H13L12 134V131H14V130H16L17 131V129H19L20 128V130H18L17 131V134H15V140L13 141V143L17 140V138H19L20 140L22 139V137H24L23 139H25V137L27 136V133L28 132H26V130L28 129V131H31L32 130V128H33V121H31L32 122V124H31V122H30V128L28 127V123H26V120H27V122H29L28 121V116H30L31 115V119H33L36 115H37V113H34V111L36 110V111H39V110H37V108L39 109V104H44V108L46 107V109H48L49 108V106H48V108H47V103L45 104V103H43V101H46V100H44V99H47V97H46V95H48V90L49 89H51L52 87H53V84H47L46 86H45V89H46V91H45V89L43 88V87H41V93L40 94H37L36 96H32L31 94H33V93H31V91H33L32 90V88L34 89V84L27 78V76H33L34 75V73H36V70L32 67V66H25V65H23V62H22V60H21V58H23V57H21L20 58V55L18 54V52H12V53H9L10 55H9V57L11 56V58H12V60H10V59H8L9 57H8V55L5 53L4 55H3V53ZM23 52V54L26 52V53H28V51H22ZM99 53L101 52V51H98ZM230 52V53H229ZM17 53V55H15ZM25 53V54H26ZM46 53V52H45ZM48 53H49V51H48ZM51 53V52H50ZM240 53H242L241 55H240ZM247 53H248V55H247ZM15 56H14V55ZM72 54H74L73 52H72ZM6 55V57H2V56H5ZM19 55V56H18ZM21 55H22V53H21ZM230 55V56H229ZM243 55L245 56L244 58H243ZM262 55V56H261ZM14 56V57H13ZM17 57H19L20 59H17V60H21V62H17V60L15 59H13V58H17ZM232 57V59H230ZM4 58H6V60H8V61H6ZM236 58V59H235ZM155 59H156V57H155ZM235 59V60H234ZM24 60V59H23ZM157 60V59H156ZM228 60H227V62H228ZM249 60V61H248ZM4 61H6V63L4 62ZM250 61L252 62V63H250ZM94 62V61H93ZM92 61L90 62L92 65H93V67H92V65H91V67L92 68H94L95 67V62L93 63ZM155 62V64H156V61H154ZM2 64H3V66H2ZM147 64H149V62L147 63ZM162 66H161V65ZM166 64V61H164V60H162L161 61V63H159V67L156 65L155 67H157L158 68V71L160 72V74H162V75H160V77H162V78H160V80L162 81V82H160L159 83V85L161 84V85H167L168 84V77H166L167 75H166V70L167 69H169L170 67L168 66V64L167 65H165ZM251 64H255V65H252L251 66ZM149 65H152V63L151 64H149ZM148 65V66H149ZM154 65V64H153ZM167 66L169 67V68H167ZM251 66V67H250ZM17 67H20V68H22L20 65L19 66H17ZM89 67V66H88ZM131 67V66H130ZM154 67V68H155ZM166 67V68H165ZM3 68V69H4ZM90 68V67H89ZM147 68H149V67H147ZM156 68V69H157ZM257 68V69H256ZM19 69V68H18ZM164 69H166V70H164ZM171 69V68H170ZM248 69V70H247ZM9 70V69H8ZM10 70L8 71V72H10ZM92 70V69H91ZM4 71V72H3ZM6 71V72H5ZM29 71V72H28ZM70 71H72L71 69H70ZM83 71V70H82ZM90 71V70H89ZM93 71V70H92ZM133 71V69H132V67L131 68H128V72H130L131 74L133 73L132 72ZM158 72V73H159ZM0 73V74H1ZM70 72H69V70H67V71H65V73L63 74V72H59L57 75H55V76H57L58 77V79H59V81L60 82H64V80L66 81L72 74H76L75 72L73 73V72H71L70 74H69ZM81 73V72H80ZM80 73H77V74H80ZM83 73V72H82ZM84 73H87V72H84ZM91 73V71L89 72V74ZM5 74H10L9 75V78H8V76H6L5 77ZM88 73L86 74V76L88 75V76H90ZM70 75V76H69ZM84 75V74H83ZM83 75H81V76H83ZM11 76V77H10ZM85 76V75H84ZM84 76L82 77V79L84 78ZM1 77V76H0ZM48 76H44L43 78L44 79H48L47 78ZM248 75L246 76H244V77H242V78H240V77H237L235 74H233L232 76H231V79H230V81L232 82V80H237V79H239V81H241L240 83H238L237 84V86L240 88V87H242V84L244 83V84H250L249 82L251 81H249V78L250 77H248ZM2 78V77H1ZM7 78V80L5 81V79ZM14 78H15V82L13 81L14 80ZM66 78V79H65ZM77 78H79V76H77ZM13 79V80H12ZM29 80V81H28ZM42 80V79H41ZM8 81V82H7ZM9 81H10V83H9ZM44 81H46V80H44ZM145 81V80H144ZM149 81H151V80H149V78L145 81V82H143V85H145L146 87L147 86H150V85H152L151 84V82H149ZM215 81H219V80H215ZM221 81V80H220ZM219 81V82H220ZM239 81H237V82H239ZM14 82V83H13ZM189 82V81H188ZM237 82H235V83H237ZM252 82H253V80H252ZM251 82V83H252ZM4 83V84H3ZM8 83V84H7ZM153 83V82H152ZM217 83V82H216ZM233 83V82H232ZM10 84H11V86H10ZM175 84V82L173 83V85ZM211 84V83H210ZM209 84V85H210ZM214 84V82L212 83V85ZM243 84V85H244ZM263 85H264V81H263V83H262ZM10 86V87H9ZM34 86V87H33ZM51 86V87H50ZM214 86H216V84H214L213 85V87ZM212 87V86H211ZM66 89H70V87L69 86H66V88H65V92H66ZM14 90V91H13ZM67 90V92L69 93V91ZM14 93H13V92ZM47 92V93H46ZM7 93V94H6ZM254 93H256V91H253V88H251V87H249V89L246 91V96L248 97V101H249V103L251 104V102H253L254 101V99H255V96H256V94H254ZM45 95V97H44V95ZM54 94H56V93H54ZM53 94V98H57L56 100L58 101V97H56L57 95H58V93H57V95H54ZM75 96V98H77L78 96H76V95H74ZM74 96H73V98H74ZM32 97H33V99H32ZM44 97V98H43ZM2 99V100H1ZM37 99V100H36ZM32 100H34V107L36 106V108H35V110H34V108L32 107L33 105H31V101ZM52 100V99H51ZM29 103H28V102ZM36 102V103H35ZM47 102V101H46ZM55 103L56 101H51L50 103ZM63 102H65L66 103V98H64L63 99ZM242 102V101H241ZM39 103V104H38ZM53 103V104H54ZM52 104V105H53ZM257 104L261 107V108H264V96H262V97H260L258 100H257ZM8 106V107H7ZM19 107H20V109H19ZM23 107V108H22ZM40 107H42V106H40ZM43 108V107H42ZM41 108V109H42ZM14 109V110H13ZM28 109H29V112H33V113H30V114H27L26 113V110L28 111ZM31 109H33L32 111H31ZM67 109H69L68 107L66 108V113L67 114H69L68 112H70V110L68 111ZM21 110V111H20ZM43 110V109H42ZM78 109H76V111H77ZM18 111V112H17ZM41 111V110H40ZM81 111V110H80ZM79 110L77 111V113L78 112H80ZM22 113L23 114V112H25L28 116H26L25 114H23L22 116L23 117H25V121H23V119L21 120V118H20V116H21V114L20 113ZM17 113H19L20 115H18ZM40 113V112H39ZM76 113V112H75ZM18 115V116H17ZM32 115H34L33 117H32ZM57 115V116H56ZM249 115H251V114H247L246 115V117H251V116H249ZM11 117V118H10ZM27 117V118H26ZM231 118V119H230ZM229 119H227L226 120V124H225V128H227L228 126H230L232 123H236L235 125H234V132L232 133V135H230V137H229V139L227 140V142H226V144H227V147L229 148V149H231V150H234V151H238L237 153L239 154V156H242V157H240V158H244L245 157V160H244V165H246L245 166V170L242 172V174L238 177V179H236L238 182H237V184L239 183V185L240 184H242V189L243 190H241V191H239L238 193H239V198L237 197V199H240V196L242 197L243 195H244V193H245V198H248V196H250V197H254L255 199L257 198V200L259 201V200H261L263 203H261V205L260 206H258L259 204H260V202L258 203V201L256 202L258 205L256 206V204H255V206H254V210H256V212H258V214L259 213H261L262 211H263V209H264V160H263V163L260 165V166H258L257 165V162H256V160H257V158H255V157H260V158H262V159H264V145H262V144H264V139H263V137H264V119H261L260 121H258V124H257V128H256V130H255V132L253 133L252 132V122H250V121H247L246 123H244L243 124V126H241L240 125V121L241 120H239V121H237V119L234 117H230ZM13 119V120H12ZM20 119V120H19ZM40 119H41V117H40ZM39 119V120H40ZM244 119V118H243ZM259 119V118H258ZM17 120V121H16ZM18 120H19V122H18ZM30 120V119H29ZM74 120V118L71 116L70 117V121H73ZM14 121V122H13ZM43 121V120H42ZM41 120L39 121V126L36 128V133L37 134H39L40 133V131H42L43 133H44V129L46 128V121H45V125H43L44 124V122H42ZM263 121V122H262ZM5 122V123H4ZM10 122V123H9ZM16 122H18V123H16ZM24 122V123H23ZM41 122H42V126H41ZM210 122H212V123H209L210 124V127L208 128V132L210 133L211 132V127H212V124H214V123H216V122H214V121H210ZM18 124L17 126H12V124ZM26 123V124H25ZM261 123H263V124H261ZM22 126V127H24L25 125H27V126H25V127H27V129L26 128H24V129H22V127L20 126V125ZM25 124V125H24ZM3 126V127H2ZM4 126H6L5 128H4ZM16 127V128H15ZM41 127V128H40ZM45 127V128H44ZM9 129V130H8ZM46 130V129H45ZM20 131V132H19ZM47 131V130H46ZM80 131V132H79ZM4 132V133H3ZM10 132V133H9ZM26 132V133H25ZM42 132H41V134H42ZM58 134H57V133ZM207 132V135L203 138V141H202V143H201V146L200 145H198V146H195V147H193L194 149L196 148V150L198 149V151L201 153H199L198 151V155H197V157L200 159H198L199 160V164H198V160L196 161L197 162V165H201V172H202V181H203V183H202V185L204 186V187H206L207 186V188L208 187H212L211 186V184H217V185H220V182H221V184L223 185H226V186H224L226 189H227V192H225V193H223V191H221V190H218V191H216L213 195H211L212 197H211V200H209L208 202H206V203H204L201 207H200V209H203L205 206H207V205H209V204H213V205H215L214 207H212V208H210V211L209 212H207V213H205V218L204 219H209V224L212 222V224H210V225H213V227L214 228H217V236L220 238H225V239H227V236L226 235H228V239H230L231 240V238H232V236H231V238L229 237V235L231 234H228V230L227 229H225V225H224V223H223V228H218L217 227V223H218V219L219 220H222V222H224L225 221V214H226V212L224 213L223 211H226V210H224L225 209V207L222 205V198H224L225 196H228L229 195V193H230V191H233L232 193H233V195H234V193L236 194V192H234L235 190L234 189H236V187H234L232 190H231V188H232V186H234V185H232V184H234L235 182H234V179L233 178H230V176H229V174H228V176H226L228 179H227V183L226 182H224L223 180L225 179H222L221 177H222V175H221V171L219 170L218 171V164L216 163V158L214 157V149H212V148H210V147H212V146H210L209 144H211V140H210V138H209V133ZM7 133V134H6ZM24 133H25V135H24ZM11 134V135H10ZM102 134V132L100 131L99 133H98V136H100ZM93 138H92V137ZM7 138H9V139H7ZM262 138V139H261ZM11 139H14L13 137L11 138ZM22 139V140H23ZM54 139V140H55ZM8 140V141H7ZM17 141V142H15V143H17L16 145L17 146H19L20 148H23V147H25L24 145H26V143H24L25 141L23 140V141ZM48 140V141H47ZM259 140V141H258ZM8 143H7V142ZM97 141V142H96ZM1 142V141H0ZM53 142H55V141H53ZM258 142V143H257ZM4 143V144H5ZM12 143V144H13ZM57 143V142H56ZM7 144H9V145H7ZM24 144V145H23ZM54 144V143H53ZM60 144H61V146H60ZM93 144H95V145H93ZM255 144V145H254ZM205 145H206V148H205ZM256 145H257V147H256ZM10 146V147H9ZM46 146H48V147H46ZM84 146V147H83ZM73 147V148H72ZM99 147V148H98ZM201 147H203V148H205V149H203V148H201ZM255 147V148H254ZM44 148V149H43ZM68 148V149H67ZM162 149H160V150H162V151H164V150H167L166 149V147H164V145L161 147ZM96 149V150H97ZM120 149V148H119ZM125 149H127V150H129V148H125ZM150 149V148H149ZM152 149V148H151ZM171 149V148H170ZM173 149V148H172ZM171 149V152H173L174 150H175V148L172 150ZM178 149V148H177ZM209 149H210V151H209ZM254 149V150H253ZM68 150H70V151H68ZM95 151V150H94ZM176 152H177V150H175ZM174 151V152H175ZM203 153H202V152ZM206 151L209 153V154H207L206 153ZM213 151V152H212ZM62 152H63V150H62ZM70 152V153H69ZM250 152V153H249ZM51 153V154H50ZM106 152H104L103 153V155L105 154ZM213 153V154H212ZM248 153V154H247ZM257 154V156H256V154ZM258 153H260V155L258 154ZM10 154H11V156H10ZM247 154V157L245 156ZM33 155H35L36 156V158H38L40 161H35L33 164L32 163H29V161H28V157H29V159H30V157H31V159H30V161L32 160V156ZM44 155V156H43ZM76 155H78V157H76ZM102 155V156H103ZM106 155H107V153H106ZM105 155V156H106ZM172 155H174V154H172ZM10 158H9V157ZM18 156V157H17ZM50 156V157H51ZM92 156H94V157H92ZM104 156V157H105ZM175 156H176V154H175ZM104 157H102V158H104ZM174 157V156H173ZM9 158V159H8ZM89 158V159H88ZM95 160V161H93V159ZM102 158L101 157H99L98 159L99 160H102ZM106 158V159H105ZM104 159L105 160H107V156L105 157ZM203 158V160L204 161H202L201 159ZM259 158V159H260ZM5 159H7V162L10 160V162H6L5 161ZM104 159L102 160V163H103V161H104ZM2 160V161H1ZM43 160H45V162H43L42 163V161ZM49 160V161H48ZM51 160V161H50ZM76 160V161H75ZM99 160H97V161H99ZM46 161H48L47 163H46ZM78 161H80V160H78ZM206 161V162H205ZM213 161V162H212ZM16 162V163H17ZM21 162H22V164H21ZM24 162H26L25 164H23ZM38 162H40V164L38 163ZM66 162L65 163H63V162H61V163H63V164H66ZM202 164H201V163ZM210 162V163H209ZM98 163H101V162H98ZM204 163V164H203ZM251 163H253V165H257L258 167H260V168H258L257 166L256 167H254L253 165H251V166H253L252 168H251V170H249L250 169V165L249 164H251ZM78 164L82 167V166H84V167H82L85 171H84V173L83 174H81V176H79V174H77V169H81L80 168V166L78 167ZM89 164V165H88ZM5 165V166H4ZM38 165V166H37ZM213 165V166H212ZM4 166V167H3ZM40 166V167H39ZM42 166V167H41ZM208 166L210 167V168H212V169H210L209 170V168H208ZM39 167V168H38ZM96 167V166H95ZM180 168H181V171L185 174V177H184V183L186 184L185 186H187L188 188H190V189H193V190H191L190 191V195L192 194V196H195L196 194H197V192H196V190L194 189L195 188V186L193 187V184L195 183V181H196V179H195V181H194V176L192 175V173L190 172V168H189V166L185 163L183 166L181 165L180 166ZM183 168V169H182ZM249 168V169H248ZM253 168H254V170H253ZM258 168V169H257ZM8 168L6 167V168H4V170L5 171H7L5 174H6V177L4 176V178L5 179H7L6 181H7V183H10L11 185H14L15 184V182L16 181H12L11 182V179L9 178L10 176L12 177V175H13V173H14V168L13 169H11L12 171H10L9 172V170H7ZM214 169V170H213ZM216 169V170H215ZM246 170H247V172H246ZM257 170V171H256ZM206 171V172H205ZM210 171V172H209ZM251 172V171H253V172H251V174H253V175H251L250 176V174H249V178L251 177V181L248 179V172ZM8 172H9V174H8ZM13 172V173H12ZM76 172V173H75ZM257 173V175H256V173ZM260 172H262L261 174H260ZM16 173V172H15ZM15 173H14V175H15ZM41 173V174H40ZM59 172H56V176H59L60 175V177H62V175L59 173ZM87 173V174H86ZM170 173V174H169ZM209 173V174H208ZM212 173V174H211ZM217 175H216V174ZM247 173V174H246ZM36 175H37V173H35ZM44 174V175H43ZM76 174V175H75ZM172 173L171 172H168V173H166L165 174V176H166V178L168 177V175H169V178H171L170 176H172L171 175ZM187 174V175H186ZM207 175V176H206ZM213 175V176H212ZM247 175V176H246ZM255 175V176H254ZM7 176H9L8 178H7ZM17 176V175H16ZM16 176H14V178H15V180H16ZM79 176V177H78ZM214 176H216V177H214ZM25 177H29L30 178V176H25ZM203 177H204V180H203ZM212 177V178H211ZM253 177V178H252ZM28 178V179H29ZM165 178V177H164ZM201 178V177H200ZM218 178L221 180V181H219L218 180ZM229 178H230V182L231 183H229ZM4 179V180H5ZM23 179H25V178H23ZM92 179V178H91ZM172 179H173V181H174V183L175 184H177L178 182H177V180L178 179H176V178H173L172 177ZM218 180L219 182H214V180ZM4 180L2 179V181L4 182ZM12 180H13V178H12ZM211 180V182L209 183V181ZM235 180V181H236ZM247 180L248 181H250L251 182V184L253 183L254 184V182H255V184L253 185H250V182L247 184ZM67 181V180H66ZM226 181V180H225ZM257 181V182H256ZM85 182V183H84ZM87 182V183H86ZM177 182V183H176ZM89 183H91V184H89ZM246 183V184H245ZM31 184V186H30V188H31V190L33 191V190H35V189H37L38 187H37V185H34L32 182L30 183ZM84 184H85V186H84ZM92 184L91 185V187L90 188H92V186H94V188L95 189H99L100 190V188H102V187H97V185L95 184ZM228 184V185H227ZM236 184V185H237ZM179 185V186H178ZM232 185V186H231ZM248 185V186H247ZM257 185V186H256ZM259 185V186H258ZM16 186H18V185H16ZM35 186H36V188H35ZM89 186V187H88ZM97 188H96V187ZM151 186H152V184H151ZM177 186H178V188H177ZM185 186H184V188H185ZM230 186V187H229ZM238 186V185H237ZM88 187V188H87ZM147 187H148V185H147ZM214 187V186H213ZM240 187V186H239ZM238 187V188H239ZM248 187V188H247ZM250 187V188H249ZM252 187V188H251ZM19 188V187H18ZM17 188V189H18ZM175 188H177L178 189V191L180 190V183H178L177 185H175ZM245 188V189H244ZM60 189H61V186H59L58 187V192L60 191ZM165 189H167L166 187H165ZM181 189H183V188H181ZM225 189V190H226ZM85 190V191H84ZM155 190V189H154ZM154 190H152V191H154ZM245 190V192H243ZM32 191H27V190H23V196L25 195V194H28V195H31V197L30 198H27L26 196H24L23 198L21 197V199L19 200L20 202H19V204L20 205H24V206H21L20 207V210H22V211H19V213L20 212H22V213H18V215H17V219L18 218H21L22 217V214L24 213V219L22 220V222H18L17 221V219H16V221L14 222V226H18L19 224L18 223H20V226L26 221V219L27 218H30V217H32L33 215H35V214H39V211H41V205H43L42 203V200L40 199V198H38V196H36V195H34V193L32 192ZM152 191H150V192H152ZM165 191V190H164ZM180 191H182V190H180ZM179 191V192H180ZM91 192V193H92ZM163 192V191H162ZM178 192V194H181V195H184V190H183V192H180L179 193ZM229 192V193H228ZM241 192L243 193L242 195H241ZM138 192H136V193H134V197L135 196H137L138 194H137ZM228 193V194H227ZM232 193H230L231 195H232ZM237 193V194H238ZM249 193V194H248ZM225 196H224V195ZM251 194V195H250ZM260 194V195H259ZM222 195H223V197H222ZM147 196V195H146ZM237 196V195H236ZM243 196V197H244ZM247 196V197H246ZM218 197V198H217ZM230 197V196H229ZM242 197V198H243ZM249 197V198H250ZM129 198V200H131V198L130 197H126L125 199H126V201L125 202H127V199ZM146 198V197H145ZM233 198V197H232ZM231 198V199H232ZM17 197H15V194H10V196H9V202L11 203V204H14V203H16L17 202ZM53 199H54V196H53V193H49V195H48V198H47V203L50 205L51 204V202H53ZM128 200V201H129ZM179 200L180 201H177V203L178 202H180V204L178 203V205H179V207L176 205L175 206V209L174 210H172V214H176L177 215V217H176V215L174 216L173 215V220H172V216H169V215H172V214H168V212H164L165 214H167L168 215V217H166V215H164L163 217H160V219H158L159 218V216L158 217H155L154 218V221L153 220H151L152 221V223L151 222H149L148 224V231H150V232H152V233H155L157 230H159L160 229V227H159V225H162L163 227L162 228H170L171 230L174 228V227H176L177 225H179L181 222H180V219H179V217L180 216H182V217H184V215H182L183 213L181 212L182 211V209L184 208V206L185 207H187V206H189L190 204H188V202L190 203L191 202V200H188V199H186V198H179ZM216 200H218L219 202H218V204H217V206H216ZM0 201L2 202L3 201V197L2 196H0ZM181 201H183V202H181ZM83 202V203H82ZM84 202H86V203H84ZM123 202V201H122ZM122 202H120V205H121V203ZM134 202H135V200H134ZM187 202V203H186ZM197 202V201H196ZM195 201H194V203L195 204H197ZM38 204V207H37V209H34V210H24V207L25 206H27V205H29L30 206V204ZM183 203V204H182ZM82 204H85V205H87L88 204V202L87 201H84V199H82V201H80L79 203H77L76 204V207L77 206H79V207H77L78 209H80V207H82L81 209H84V207H86L85 205H81ZM188 204V205H187ZM194 204V205H195ZM55 209L57 210V205H58V200L56 201V203H55ZM120 205H119V207H120ZM183 205V206H182ZM122 206V210H124V212H123V215L122 216H124V213H126L125 212V206H126V204L125 205H121ZM181 206H182V208H181ZM221 207L220 209H222V210H217L218 209V207ZM50 207V206H49ZM49 207H47L46 206V208H48L47 210H49L48 211V213L46 214V217L48 218V219H52L51 220V224L53 223L56 227H54L52 230H51V232H55V231H58L57 229L59 228V225H57V224H59L58 222L57 223H54L53 221H55L56 220V218L58 217V216H56V212H55V216H51L52 214H51V212H50V210L52 209H50ZM76 208V209H77ZM124 208V209H123ZM181 208V209H180ZM216 209V210H215ZM229 209V208H228ZM55 210V211H56ZM176 210H178V211H176ZM183 210H185V208L183 209ZM231 210V209H230ZM230 210H228V211H230ZM259 210H261V212H259ZM4 210L0 207V213H4L3 212ZM176 211V212H175ZM214 211V212H213ZM49 212H50V214H49ZM197 214H199V213H201L200 211H195ZM163 213V214H164ZM170 213V212H169ZM211 213H213V215H212V217L210 216L211 215ZM217 213V214H216ZM219 213H220V215H219ZM253 213V212H252ZM126 214H128V213H126ZM197 214H196V218H197ZM214 214H216V215H214ZM221 214H223V215H221ZM255 215V216H258V220H260L261 218H259V215ZM129 215V214H128ZM127 215V216H128ZM180 215V216H179ZM263 215H264V213H263ZM263 215H261V216H263ZM132 216H134V214L133 215H131V217H130V215L127 217V219H128V221L130 222V221H132L133 220V218H132ZM179 216V217H178ZM209 216H210V218H209ZM254 216V217H255ZM6 216L4 215V217H3V219L5 218ZM56 217V218H55ZM130 217V218H129ZM264 217V216H263ZM262 217V219H264ZM7 218V217H6ZM158 220H157V219ZM171 218V219H170ZM177 218V219H176ZM256 218V217H255ZM139 218H137L136 217V219H134V221H132L131 222V224H132V227H136L137 226V224L139 223V225L140 224H143L144 222H142V221H144L142 218L140 219V221L138 220ZM123 220H125L124 218H123ZM137 220V221H136ZM175 220H176V222H175ZM179 220V224H178V221ZM182 220V219H181ZM256 220V219H255ZM257 220V221H258ZM56 221H59V218H57V220ZM55 221V222H56ZM251 221H253V223H254V220L252 219ZM262 222H263V220H261ZM4 222H5V224H6V222H8L6 219L4 220ZM134 222V223H133ZM18 224V225H16V224ZM125 223H126V221H125ZM177 223V224H176ZM253 223H252V226H253ZM257 223V222H256ZM256 223H254V224H256ZM264 223V222H263ZM4 223H1V225L3 226V225H5ZM131 224L129 223L128 224V226H131ZM134 224V225H133ZM136 224V225H135ZM173 226H172V225ZM174 224H175V226H174ZM258 224V223H257ZM256 224V225H257ZM260 224V223H259ZM258 224V225H259ZM53 225V226H54ZM138 225V226H139ZM144 225V224H143ZM249 225V224H248ZM256 225H255V227H256ZM257 225V226H258ZM262 225V224H261ZM260 226V225H259ZM262 226H264V224L262 225ZM248 226H246V228H247ZM57 228V229H56ZM177 228V227H176ZM176 228L174 229L175 231H176ZM179 228V227H178ZM238 228V227H237ZM241 228V227H240ZM245 228V229H246ZM249 229V231H250V229H251V227L249 226L248 227ZM261 228H263V227H261ZM21 229V228H20ZM153 229V231H151ZM154 229H156V230H154ZM236 229V228H235ZM244 229V228H243ZM255 229V228H254ZM253 228H252V230H254ZM55 230V231H54ZM257 230H259L260 231V233H261V231L262 232H264V228L263 229H261L260 230V227H258V229L256 228L255 230H254V232L256 233V231ZM237 231V230H236ZM238 231H240L239 229H238ZM248 231V233H245V234H248L249 236H251L250 234H252V232L253 231H250L249 232ZM259 231L257 232L258 234H260L259 233ZM241 232V231H240ZM240 232L239 233H236L237 234V237H234V239H232L231 240V243L229 244V246H228V244L226 245V247H230V249H226L229 253H226L227 251H225L223 248H222V250H224L223 252H225V254L227 255L228 254V256H229V254H230V256L229 257H223L224 258V264H238L239 262H237V260L236 259H238L237 257L239 256V254L240 253H242V252H240V253H238L241 249L240 248H242V247H240L239 249V251L237 252V250L238 249H235V248H238V246L237 245H239L242 241H244V240H242V241H240V243L238 244H236V241L238 242V240H237V238H238V236L239 235H242V234H240ZM245 232H247V231H245ZM46 233V238H44V241H47V248H48V253L47 254H49L50 253V249L52 248V246H54L55 244H53V242H58V244H56L58 247H60V244H59V241H53L52 239H53V237H54V235H55V233H52V234H54L53 236L52 235H50V236H52V237H49V234L47 233V232H45ZM173 233H174V231L172 230V232H171V237H169L168 238V245L169 246H167V247H170V245H172V247L174 246V245H176V241H175V237H174V235H173ZM233 233V232H232ZM255 233H253V236L252 237H249L248 238V236H247V238L249 239V240H251L250 238H252L253 240H251L250 242H252L253 241V243H252V245H251V243L249 242V244L251 245V247L249 248V246L250 245H248L247 246V250H244V251H249L248 250V248L251 250V249H254V247H256L257 248V246L256 245H258V247H262L263 249H260L261 251H264V245H262V244H264L263 242H262V244H261V241H264V233H261L260 235H258L257 234V236H256V234ZM175 234V233H174ZM206 234H207V232H206ZM205 234V235H206ZM239 234V235H238ZM244 233H243V235H245ZM255 234V235H254ZM58 236H57V238L58 239H60V236H59V234H57ZM21 236H22V238H23V235L21 234ZM226 236V237H225ZM234 236V235H233ZM259 236H261V238L263 239H261V241L259 242V240L258 239H260V237ZM246 237V236H245ZM186 238L187 237H185V240H186ZM189 238V237H188ZM187 238V239H188ZM220 238V239H221ZM239 238H243V236L241 237H239ZM3 239V234H1L0 235V240H2ZM55 240H56V238H54ZM189 239H191V238H189ZM192 239H194V238H192ZM235 239H236V241H235ZM195 241L197 240V239H194ZM222 240V239H221ZM224 240V239H223ZM235 241V242H234ZM171 242H172V244H171ZM224 242V241H223ZM245 243L247 242L246 240L244 241ZM247 242V243H248ZM45 243V242H44ZM213 243V244H212ZM245 243H244V245H245ZM255 243V244H254ZM46 244V243H45ZM45 244L43 245V247H44V249L42 248V249H39L37 246H34L33 247V251H32V253H30V252H26L25 251V253H23V255H25L26 256V259H28L27 260V263L28 264H33V262L35 261V262H38V261H40V259H38V258H40L39 256H36L33 252H35V251H37L38 253H40L41 254V251H42V253H44V251H45ZM207 244H209V243H207ZM211 244L212 245H214V241H212L211 242ZM234 244H236V246L237 247H235V246H233ZM255 246H254V245ZM206 245V244H205ZM210 245V244H209ZM212 245H210V246H212ZM242 245V244H241ZM240 245V246H241ZM57 246H54V247H57ZM207 246V245H206ZM206 246H204V247H206ZM210 246H207V248L209 249V247ZM246 246V245H245ZM252 246H253V248H252ZM29 247V246H28ZM57 247V251L59 250V249H61V248H58ZM225 247V246H224ZM244 247V246H243ZM207 248H204V249H206L205 251V254L204 255H206V256H204V258H202L203 256H200L199 257V260H198V262L199 263H201L202 262V264H204V262H205V258H207L208 257V255L206 254V253H208V251H210L211 250V248L212 247H210V250H208ZM245 248V247H244ZM28 249V248H27ZM26 249V250H27ZM34 249H36V250H34ZM63 249V248H62ZM61 249V250H62ZM172 249V248H171ZM259 249H256L257 250V252L255 251V250H251V251H254V252H256V255H253L254 253H252L251 251V253H252V255L255 257L254 258V260H255V263L253 262H251V260L250 259H248V260H250V262L252 263V264H264V261L263 262H260V261H262L263 259H261L262 257H264V254H263V252H262V254L263 255H261V253H259L258 251H259ZM61 250H59V253H61ZM167 250L169 251V249H167L166 247H165V251H166V253H168L167 252ZM176 250V249H175ZM175 250H173V251H171V252H174ZM203 251V250H202ZM260 251V252H261ZM236 253V258H233L234 256H232L231 254H233L234 255V253ZM249 252V253H250ZM204 253V252H203ZM244 253V252H243ZM246 253H248V252H246ZM257 253H259L260 254V257L257 255ZM169 254H171V253H169ZM33 255V256H32ZM166 255L167 254H165V252H164V254H163V259H165V258H167L166 257ZM224 255V254H223ZM238 255V256H237ZM242 255V254H241ZM250 255V254H249ZM20 256V255H19ZM47 256V260H48V257H49V255H46ZM170 256H172L173 257V254H171ZM225 256V255H224ZM246 256V255H245ZM258 256V257H257ZM262 256V257H261ZM32 259H31V258ZM35 257H38V258H35ZM165 257V258H164ZM240 257H242V256H240ZM240 257H239V259H240ZM169 259H171V257H168ZM200 258L202 259V260H200ZM251 258H252V256H251ZM258 258V259H257ZM5 259V260H4ZM9 259V258H8ZM238 259V260H239ZM243 259H245L246 260V258H243ZM0 260H2V264H3V262H5V261H8V260H6V258L2 255V256H0ZM47 260H46V262H45V264H47ZM167 260V259H166ZM10 261V260H9ZM206 261H207V259H206ZM241 261H243L242 260V258H241ZM240 261V262H241ZM253 261V260H252ZM259 263H258V262ZM244 262V261H243ZM247 263L249 262V261H246ZM245 262V263H246ZM10 263H11V261H10ZM223 263V262H222ZM245 263H240V264H245ZM246 263V264H247ZM11 264H13V261H12V263ZM16 264H18V263H16ZM198 264V263H197ZM249 264V263H248Z\"/></svg>",
	"mask_w": 264,
	"mask_h": 264
},
{
	"label": "flooded vegetation",
	"instance_id": "flooded-vegetation-1",
	"mask_svg": "<svg viewBox=\"0 0 264 264\" xmlns=\"http://www.w3.org/2000/svg\"><path fill=\"white\" fill-rule=\"evenodd\" d=\"M230 36H232V35H230ZM234 36L235 35H233L232 38H234ZM238 37L239 36L237 35L234 39H232L233 41L230 42L231 38L228 36V39L230 38L229 39L230 41L227 40L230 43H234V41L236 40V42L230 46V47H233L232 50L236 53L238 52V47H239V45H237V43L240 42L239 41L240 39L238 40ZM223 39H224V41H226V38H223ZM224 41L222 40V42H224ZM224 43H223V45H224ZM234 48H236V49H234ZM232 50H231V52H232L231 54L234 57V55L236 53H234ZM237 55H239V53H237ZM235 57H236V55H235ZM9 115H10L9 113L5 115L4 111L3 110L1 111V109H0V117L1 118L2 117H9ZM1 118H0V120H1ZM49 142L52 143L50 140H49ZM50 148L53 149L54 146H52ZM94 148H91V153L94 150ZM73 149L76 150V148H73ZM52 151H54V150H52ZM5 161H6V159H5ZM70 165L71 164L68 162V166H70ZM68 169L63 170V173H64L63 175H66L67 183L69 185H74V187H73V189H74L73 193L74 194L71 193V189L69 187L60 185L61 189L59 191V199H58V205H57V210H56V212L58 214L57 216L59 218V223H61V225L59 224V228H58V231H60V232H58L59 236H60V234L62 235L59 239V241H61V242H59V244L61 247H65L64 249H66V250L64 251V249H63L64 252H62V255H60L57 253L58 252L57 249L54 246H52V248L50 249L47 264H145V263L150 264L152 261L153 262L151 264H153V263L154 264H167V263L168 264H194L195 262L197 264L198 259H199V255H197L198 253L195 252V250H192L191 248H189V246L187 245V243L189 241H187L186 244H184L182 247L180 246L179 248H177L173 252V257L171 259L167 260V262H165L167 258L164 257L165 259H163L162 256L164 253H163L162 249L165 251V248H164V247H166L165 245L168 246V241H169L168 238L171 237V232H172V230L170 228H167V227L162 228L163 226L159 225L160 229L157 230L155 233L151 232L152 237L147 242L145 240V236L147 234L145 231V228L144 229L140 228V227H142L143 224H141L139 227L137 226V228H133L131 226V228L134 229L133 230L134 232H132V230H131L130 232H132L133 234H130V232L128 231L130 229V226L128 229V225L125 224V222L122 218L124 210L118 209L117 211H114L112 209V207H114L115 203L109 202L110 194L108 192H106L104 194V197L107 198V200H108L107 206H106L107 210L104 212L103 209L102 210H99L100 208L97 209V207L100 205L99 202L102 204L103 196H101V195L98 196V194H97L98 190H96V189L95 190L97 191V193H95L96 191L94 190V194L91 193L89 195V193H88V196L85 195L83 193L81 183L79 182V180L75 179L74 173H72ZM63 177H65V176H63ZM165 179H166V185H167V182H169V181H167L168 178H165ZM171 179L172 178H170V180ZM159 180L160 179H153L151 181V184L153 185L152 187L154 189H156L158 192H161L158 189H162L160 187H163V189H164V187L166 185L159 184L158 183V182H160ZM162 181H163V179H162ZM172 181H173V179H172ZM172 183H174V181ZM172 183H171V181L169 182V184L171 186L170 189L173 190L174 192H176L177 191V188H175L176 184L175 183L172 184ZM144 188L146 190V187H142V184H140L138 186V189H139L138 195H140V197L138 195H137L138 197L136 196V199L139 200V201H137L138 203L136 202V205H138V206H136V212H137V216H138L137 218H139V221H140L141 215L143 214V213L141 214L140 211H142V210L144 211V207L142 206V204L140 205V203L142 201L143 202L145 201V199L143 200V198H145V196H146V194H145L146 192H144L145 191ZM174 192L171 195L176 196V193L178 191L175 194H174ZM95 195H97V200L94 199V198H96ZM25 196L27 198H30V195H28V194H25ZM181 197H183V195H180L177 193V198L176 197L175 198H176V200H179V198H181ZM83 198H84V200H85V198H87L86 201L88 202V205H86V207H89V208L86 211H89V209H91L89 211L90 213H88V214H86L87 212H83L84 211L83 209L81 212L78 211V209L76 210V204H77L76 201L79 200L78 202H80V199L82 200ZM88 198L90 201H91V199H93L91 201L93 203H91L88 200ZM141 198H142V201H140ZM89 202L91 205L89 204ZM70 203H71V205H70ZM122 204L123 203H121V205ZM94 206L96 207L97 210L93 209ZM116 206H117V208L119 207V205H116ZM214 206L215 205H213V204H209V205L205 206L203 209L199 210L201 213H199V214L196 213L197 214V218H196L197 221L191 226V229H190L191 235L190 236L194 239H197L195 241L191 238L193 241H195V243L197 245H199L198 244L199 241L202 242V239H204V235L207 232L206 228H205V224L202 222L200 223L199 220H200L201 216L205 217V213L209 212L210 208H212ZM216 206H217V204H216ZM86 207L84 209H86ZM219 207L217 209L218 211L220 210ZM139 208H143V209H139ZM98 212H99V214L102 213V215H99ZM136 212H134V214ZM47 213H48V210H47L46 206L41 205V211H39V214H35L32 217L27 218L26 221L21 226L19 225L21 228V234L24 237L23 239L25 241H27V244L29 246L28 249L26 250V252L32 253L34 246H37L39 249L43 248V245H44L43 243H44V238H45L44 232H45V230L48 231L47 230L48 227H46L44 225L45 224L44 223L45 218H47L46 217ZM79 213H80V215L84 214V217L86 216V220L88 219L87 217H89L87 215L91 214L90 215L91 220H88L89 223H87L85 221V218L80 216ZM127 213L128 214L130 213V216L133 215L131 211H128ZM93 216L95 219L97 217L98 218L95 220L93 218ZM101 216H104V217L101 218ZM163 216H164V214L162 213L159 217H163ZM3 217H4V213H0V227L2 226L1 223L5 224V222H4L5 218L3 219ZM117 217L120 219V221L118 219V221H116L117 223H115V219ZM83 218H84V220H83ZM100 218H101V220L103 219L104 222H102V221L99 222ZM20 219L21 218H19V221L17 219V221L20 222ZM90 222L92 223V225L90 224ZM103 223H105L104 226H103ZM85 224L88 226L84 227L83 225H85ZM124 224L127 228L124 226ZM89 225H91V226L89 227ZM217 227L223 228L222 220L218 219ZM85 228H87V230H86L87 233L84 232L85 230H82ZM81 230L83 231V233ZM151 231H153V229ZM49 232H51V231H48V234H49ZM1 234L2 233L0 232V235ZM82 234H84V235H82ZM98 234H101V236L105 238V240L101 243L103 245L100 244L101 245L100 247L102 248V250H101V248H100V250L97 249V251L98 250L100 251V254L96 251V246L98 245L97 243L95 246V250L93 248V246L95 245L94 243L97 242V240H96L97 236L96 235H98ZM50 235H52V233L49 234V237H51ZM81 235H82V237L83 236L84 237L81 238ZM85 235L86 236L88 235L87 236V237H89L88 241H87V238H85L86 237ZM82 240L83 241L85 240L84 241L85 244L83 243ZM188 240H190V239H188ZM117 241L119 244H122V245H120V247L122 246V248H123V245L125 243L124 249L128 245L129 248L127 247V249L130 250V252L124 251V253H123L124 249L122 250V248H119L118 251H120V249H121L123 255L120 254L121 251L117 253V249H116L117 246L115 245ZM61 243L63 245L65 244V246H63ZM80 243H81V245H80ZM67 244H68V246H67L68 249L71 247V249L69 250L70 253H68V254H70V256L68 255V257H69L68 261H66V258L64 256V253L65 252L67 253V248H66ZM82 244L89 249V251H88L89 255L87 254V251H85L88 249L84 248V246ZM79 248H80V251H79ZM92 248L95 251V253L92 250ZM130 248H132L133 251H131ZM127 249H125V250H127ZM82 252H84L85 254ZM135 253H136V255H135ZM96 254L98 255V257ZM119 254L121 256H123V257L125 256V257L124 258L119 257ZM133 254L136 257L140 256V258L133 257L132 256ZM84 255H86L85 258H83ZM181 255H183L184 257L183 256L181 257ZM63 256H64L65 260L63 259ZM129 256L130 257L132 256V257L130 258ZM61 257H62V259H61ZM185 257H186V260L183 259ZM182 259H183V262H182ZM11 261H13V260H11ZM0 263H2V260H0Z\"/></svg>",
	"mask_w": 264,
	"mask_h": 264
},
{
	"label": "crops",
	"instance_id": "crops-1",
	"mask_svg": "<svg viewBox=\"0 0 264 264\" xmlns=\"http://www.w3.org/2000/svg\"><path fill=\"white\" fill-rule=\"evenodd\" d=\"M253 91H255V90L253 89ZM263 109H264V108H263ZM249 116H251V117H246V118L242 119V120L240 121V125L243 126V124L246 123L247 121L252 122V132L254 133L255 130H256V128H257V124H258V121H259V120L256 119V116L253 115V114H251V115H249ZM254 116H255V117H254ZM257 120H258V121H257ZM262 145H264V144H262Z\"/></svg>",
	"mask_w": 264,
	"mask_h": 264
}]
</instances>
